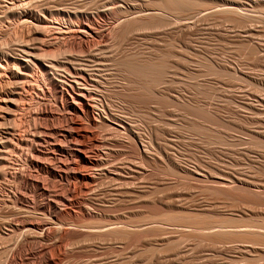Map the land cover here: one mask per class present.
I'll list each match as a JSON object with an SVG mask.
<instances>
[{
	"label": "rangeland",
	"instance_id": "374dc122",
	"mask_svg": "<svg viewBox=\"0 0 264 264\" xmlns=\"http://www.w3.org/2000/svg\"><path fill=\"white\" fill-rule=\"evenodd\" d=\"M184 1L167 7L164 0H0V62L23 56L31 75L17 79L0 70V89L22 93L16 96L21 107L0 120V131L14 134L8 135L13 144L37 134L55 139L69 155L79 150L74 178L61 179L35 172L26 162L27 146L1 152L0 169L8 175L0 177V264L5 258L7 264H264V245L254 241L196 237L210 230L201 226L264 231V201L225 191L252 190L264 200V30L250 24L247 37L246 25L216 17L213 0ZM261 6L256 13L264 14ZM38 21L53 30L27 36L26 27ZM79 21L91 25L96 38L85 46L70 45L62 32ZM127 62L154 67L136 74ZM42 66H48L46 74ZM72 67L91 74L94 109L92 121L83 111L73 116L70 151L60 140L69 130L64 121L69 111L56 100L47 76L72 79ZM39 105L48 111L41 119ZM44 146L37 148L48 152ZM67 153L59 157L65 161ZM14 172L37 174L45 192ZM47 201L59 206L57 216L42 212ZM43 228L48 237L39 235Z\"/></svg>",
	"mask_w": 264,
	"mask_h": 264
},
{
	"label": "bare ground",
	"instance_id": "6f19581e",
	"mask_svg": "<svg viewBox=\"0 0 264 264\" xmlns=\"http://www.w3.org/2000/svg\"><path fill=\"white\" fill-rule=\"evenodd\" d=\"M21 1V0H20ZM23 1V0H22ZM25 1V0H24ZM33 0H30V2H32ZM58 1V0H57ZM208 1V0H207ZM210 1V0H209ZM13 2V1H12ZM17 2V1H16ZM212 8H213V10H212V12L213 13H215V14H217V16L216 17H219V18H221V19H224V18H226L227 16H229V17H231V18H233V19H236L238 22H240V23H242L243 25H246L244 28H243V30H244V32H246L247 34H246V36L248 37V36H251L252 35V26L251 27H247L248 25H256V27L259 29H254L255 31H262V30H264V14H259L258 12L256 13V10L258 9V7H262L261 5H264V0H213L212 1ZM13 5H14V3H12ZM30 4V3H29ZM211 4V3H210ZM18 5V4H17ZM21 5H23L22 4V2H21ZM164 5L165 6H167V7H177V6H184V5H186V2L184 1V0H164ZM25 6V5H24ZM14 7V6H13ZM15 8V7H14ZM27 8V7H26ZM109 8V7H108ZM13 9V8H12ZM264 9V8H263ZM14 10V9H13ZM58 10V9H57ZM110 10V9H109ZM258 10H260L261 11V9H258ZM13 12V11H12ZM262 12V11H261ZM58 13V12H57ZM109 13V12H108ZM14 14V13H13ZM22 14V13H21ZM26 14V13H25ZM24 14V15H25ZM23 15V14H22ZM38 16V15H37ZM27 17V16H26ZM43 17H45V16H43ZM22 18V17H21ZM45 18H47V17H45ZM96 18V17H95ZM31 19V18H30ZM44 19V18H43ZM42 19V20H43ZM26 20V19H25ZM25 20H23V22H25ZM41 20V19H40ZM48 20H50V18L48 19ZM52 20V19H51ZM81 20V19H80ZM4 21V20H3ZM19 21V20H18ZM29 21V20H28ZM27 21V22H28ZM2 22V21H1ZM22 22V23H23ZM26 22V23H27ZM38 22H41V21H38ZM45 22H46V20H45ZM45 22H41V23H37V24H35L34 26H31V25H28L27 27H26V34H27V36H29V35H35L36 34V32H37V30L38 29H41V30H43V32H46V30L48 31L49 29H46V26H48V24L46 25V26H44V23ZM58 23H59V21H57ZM57 23V24H58ZM90 23L93 25L94 24V19H90ZM1 24V23H0ZM29 24V23H28ZM72 24H73V22H72ZM32 25H33V23H32ZM60 25V24H59ZM74 25V24H73ZM50 26V25H49ZM61 26V25H60ZM90 26V27H89ZM39 27V28H38ZM53 27H57V26H54L53 25ZM75 28H70L68 31H62L63 32V34L64 35H66V36H68V38H70V40H71V42L69 41V43H70V45H71V43L72 44H77L78 46H85L84 44H87V43H89V42H92V40L94 39V37H93V33H94V30H92V27H91V25H87L85 22H83V21H79V22H77V23H75V26H74ZM12 28V27H11ZM57 28H61V27H57ZM94 28V27H93ZM263 28V29H262ZM52 29V26H51V28H50V30ZM63 29V28H62ZM95 29V28H94ZM45 30V31H44ZM49 30V31H50ZM53 30V29H52ZM55 30H56V28H55ZM54 30V32H56L57 33V31H55ZM64 30V29H63ZM20 32H21V30H20ZM24 32V31H23ZM22 32V33H23ZM60 32H61V29H60ZM60 32H58V34L60 33ZM98 32V31H97ZM25 33V32H24ZM24 33H23V35H24ZM31 33V34H30ZM48 33V32H47ZM51 33V32H50ZM25 34V35H26ZM98 34V33H97ZM51 35H52V33H51ZM57 35V34H56ZM61 35H62V33H61ZM103 35V34H102ZM102 35H101V37H102ZM243 35V34H242ZM55 36V35H54ZM63 36V35H62ZM61 36V37H62ZM30 37V36H29ZM37 37H39V36H37ZM56 37V36H55ZM98 37H100V36H98ZM27 38V37H26ZM57 38V37H56ZM66 38V37H65ZM65 38H64V40H65ZM67 38V39H68ZM104 38V37H103ZM30 39V38H29ZM28 38H27V40L29 41V42H31V40H29ZM58 40H60L59 38H57ZM67 39L65 40V41H67ZM96 39V38H95ZM94 39V40H95ZM101 39V38H100ZM2 40V39H1ZM0 40V41H1ZM33 40V39H32ZM45 40V39H44ZM57 40V41H58ZM245 40V39H244ZM246 40H247V38H246ZM39 41V40H38ZM56 41V39H55V43L57 42ZM247 41H249V40H247ZM19 42V41H18ZM33 42H36V41H33ZM48 43H49V41H48ZM51 43V42H50ZM68 43V44H69ZM3 44V43H2ZM67 44V43H66ZM94 44V43H93ZM248 44V43H247ZM38 45V44H37ZM41 45V44H40ZM47 45V44H46ZM50 45V44H49ZM53 45V44H52ZM51 45V46H52ZM64 45V44H63ZM97 45V44H96ZM25 46V45H24ZM24 46H23V49H24ZM26 46H27V44H26ZM31 46H33V45H31ZM48 46V45H47ZM28 47H30V45H28ZM27 47V48H28ZM37 47V46H36ZM50 47V46H49ZM64 47V46H63ZM71 47H73V46H71ZM3 48V47H2ZM22 48V47H21ZM43 48V47H42ZM69 48V47H68ZM78 48V47H77ZM1 49V48H0ZM26 49V48H25ZM30 49V48H29ZM31 50V49H30ZM70 50V49H69ZM263 50H264V45H263ZM20 51V50H19ZM36 51H39V50H36ZM44 51V50H43ZM7 52V51H6ZM24 52V51H23ZM25 52H27L26 50H25ZM25 52H24V54H25ZM29 52V51H28ZM42 52V51H41ZM51 53H52V51H50ZM59 52V51H58ZM1 53V52H0ZM61 53V52H60ZM63 53V52H62ZM62 53H61V55H62ZM72 53V52H71ZM79 53V52H78ZM3 54V53H2ZM27 54V53H26ZM25 54V55H26ZM29 54H31V53H29ZM28 54V55H29ZM42 56H44L45 57V53H40ZM99 54V53H98ZM4 55V54H3ZM65 55V54H64ZM32 56V55H31ZM47 56V55H46ZM55 56V55H54ZM21 57V56H20ZM23 57V56H22ZM21 57V58H22ZM33 57V56H32ZM44 57H42L43 59H44ZM2 58V57H1ZM21 58H15V59H11V58H5L4 59V64H1V62H0V70H6V71H8L9 73H10V75H12L14 78H27V77H29V76H31L30 74H29V70H30V64H29V62H28V60H25V59H21ZM42 58L41 59H39V60H41L42 61ZM11 59V60H10ZM95 59V58H94ZM30 60V59H29ZM51 61V60H50ZM49 61V62H50ZM92 61V60H91ZM34 62V61H33ZM47 62V61H46ZM56 62V61H55ZM61 62V61H60ZM65 62V61H64ZM67 62V61H66ZM75 62V61H74ZM98 62V61H97ZM101 62V61H100ZM126 62V61H125ZM9 63H13L15 66H16V69H18L19 71H15V70H13V68L15 69V67H12V66H9L10 64ZM43 63V62H42ZM51 63V62H50ZM49 63V64H50ZM103 63V62H102ZM105 63V62H104ZM103 63V64H104ZM9 64V65H8ZM37 64V63H36ZM48 64V65H49ZM62 64V63H61ZM74 64H76V62L74 63ZM73 64V65H74ZM109 64V63H108ZM124 64V63H123ZM125 64H127V66L128 67H130L131 69L132 68H134V69H132L133 71L135 70V72H136V74H138V73H143V72H148V71H150V69H153L152 67H154V64H152V63H150L149 65H145V64H143V65H140V64H136V65H134V64H132V63H125ZM5 65V66H4ZM54 65H56V64H54ZM53 65V63H52V65L50 64L49 66H51V67H53L54 66ZM72 65V66H73ZM38 67V66H37ZM43 67V66H42ZM48 67V66H47ZM47 67L45 66V67H43V71H45V74L47 73ZM59 66L57 65L56 66V69L58 68ZM63 67H65V66H63ZM12 68V69H11ZM31 68H32V66H31ZM39 68V67H38ZM66 68V67H65ZM93 68V67H92ZM20 69H21V71H20ZM76 69L77 68H70L69 70H71L70 71V73H72L74 76L72 77V79L70 78L69 80L68 79H66V78H62V79H60L61 77H59V80H58V78H53V75L50 77V76H47V82H49L48 84H50L51 85V87H52V89L54 90V96H55V98H56V100H57V98H60V101H61V106H62V108L63 109H67L69 112V115H66L65 114V122L67 123V127L69 128V130H65V133L64 134H61V142H63V143H67V145H68V148H69V150L71 151V149L73 148L72 146H73V144H72V142H73V140L72 139H74V134H72L73 132V128H76V123L74 122V118H73V116L74 115H77V114H80L79 112L80 111H83V114H85L86 115V117H87V119L89 120V121H92L93 120V116H92V110L94 109H92V102H91V100L93 99L92 98V92H91V90H90V88H89V83L91 82V79H89L90 78V75H89V78H88V76L85 74V73H83V71H85V70H83V69H80L81 70V72H79L78 70L76 71ZM79 69V68H78ZM66 70V69H65ZM34 71V70H33ZM53 71V70H52ZM109 71V70H108ZM40 73H41V71H39ZM86 72V71H85ZM1 73L2 72H0V75H1ZM4 73V72H3ZM2 73V74H3ZM40 73H39V75H40ZM43 73V72H42ZM41 73V74H42ZM51 73V72H50ZM49 73V74H50ZM87 73V72H86ZM32 74V73H31ZM68 74V73H67ZM89 74V73H88ZM33 75V74H32ZM61 75V74H60ZM69 75V74H68ZM8 76V75H7ZM70 76H72V75H70ZM69 76V77H70ZM36 77H38V76H36ZM43 77V76H42ZM41 77V78H42ZM66 77V76H65ZM92 77V76H91ZM40 78V79H41ZM46 78V77H45ZM45 78H43V79H45ZM31 79V78H30ZM38 79V78H37ZM93 79V78H92ZM8 80V79H7ZM39 80V79H38ZM6 81V80H5ZM19 81H21V80H19ZM19 81H16V82H18L19 83ZM26 81V80H25ZM30 81V82H29ZM29 81H27V82H29L30 84H31V80H29ZM40 81V80H39ZM93 81H95V80H93ZM98 81V80H97ZM12 82V81H11ZM13 82H15V81H13ZM35 82H36V80H35ZM44 82V81H43ZM47 82H45V83H47ZM21 83V82H20ZM22 83H23V81H22ZM32 83H33V81H32ZM39 83V82H38ZM96 83V82H95ZM9 84V83H8ZM7 84V85H8ZM34 84H37V83H34ZM94 83H92V85H93ZM3 85H4V83H3ZM11 85V84H10ZM38 85V84H37ZM44 85H46V84H44ZM95 85V84H94ZM6 86V85H5ZM30 86H32L33 87V85H30ZM43 86V85H42ZM48 86V85H47ZM12 87H14V85H12ZM17 87V86H16ZM20 87V86H19ZM21 87H23V86H21ZM35 87V86H34ZM39 87V86H38ZM50 87V86H49ZM49 87L47 88V90L49 89ZM50 87V88H51ZM6 87H4L3 89H5ZM9 88V87H8ZM5 89L4 91L3 90H1L0 91V120H5L6 121V119H8L9 120V118L11 117V115H12V113H14V111H15V108H17L18 109V107L20 106V105H18V102L20 101V99H19V101H18V99H17V97L20 95V94H22V93H20L19 91L17 92V91H14V90H10V89ZM18 88V87H17ZM16 88V89H17ZM25 88V87H24ZM24 88H21V92L22 91H24ZM29 88H31V87H29ZM43 88V87H42ZM41 88V89H42ZM33 89V88H32ZM36 89H39V90H41L40 88H36ZM43 90V89H42ZM41 90V91H42ZM99 90V89H98ZM28 92H29V90H28ZM32 92V91H31ZM30 92V93H31ZM50 92V91H49ZM24 93H27V90H26V88H25V91H24ZM34 93H35V91H34ZM41 93V92H40ZM39 93V94H40ZM44 92H42V94H43ZM36 94V93H35ZM37 94H38V92H37ZM36 94V95H37ZM45 94V93H44ZM52 94V93H51ZM50 94V95H51ZM24 95V94H23ZM26 95V94H25ZM29 95V94H28ZM32 96H33V94H31ZM17 96V97H16ZM21 96V95H20ZM31 96V97H32ZM40 96V95H39ZM25 97V96H24ZM27 97H30V95L29 96H27ZM26 97V98H27ZM42 97V95L40 96V98ZM21 98V97H20ZM43 98V97H42ZM41 98V99H42ZM40 99V100H41ZM45 99V98H44ZM26 100H29V98L28 99H26ZM101 100V99H100ZM30 101H33V100H30ZM30 101H27L28 103L30 102ZM38 101V100H37ZM36 100H35V102H37ZM44 101V100H43ZM21 102H22V98H21ZM20 102V103H21ZM25 102V101H24ZM26 102V103H27ZM39 102H41V101H38V103ZM44 102H46V101H44ZM43 102V103H44ZM96 102V101H95ZM21 104H23V103H21ZM29 104H32V103H29ZM37 104V103H36ZM35 103H34V106L36 105ZM47 104H49L48 102H47ZM47 104L45 105V106H47ZM94 104V103H93ZM41 105H42V103H41ZM41 105H39L38 107L36 106V115H37V117L39 116V115H45L46 113H48V111H47V108L43 105V106H41ZM96 105V104H95ZM24 106V104L22 105V107ZM33 106V107H34ZM21 107V106H20ZM19 107V108H20ZM96 107V106H95ZM16 109V110H17ZM60 109V108H59ZM23 110V109H22ZM34 111V110H33ZM16 112V111H15ZM54 112V111H53ZM21 113V112H20ZM63 113V112H62ZM34 114V113H33ZM23 117V116H22ZM46 117V116H45ZM16 118V117H15ZM32 118V117H31ZM39 118H40V116H39ZM13 119V118H12ZM25 119V118H24ZM28 119H30L29 117H28ZM34 119H36V118H34ZM41 119V118H40ZM11 120V119H10ZM44 120V119H43ZM13 121V120H12ZM100 121V120H99ZM103 121V120H102ZM20 122V121H19ZM23 122V121H22ZM36 122V121H35ZM42 122V121H41ZM6 123V122H5ZM4 123V124H5ZM21 123V122H20ZM40 123V122H39ZM65 123V124H66ZM3 124V123H2ZM6 125V124H5ZM108 125V124H107ZM110 125V124H109ZM2 126H4V125H1V127ZM6 126H8V125H6ZM5 127V126H4ZM40 127H42V126H40ZM15 128V127H14ZM112 128V127H111ZM8 129V128H7ZM17 129V128H16ZM21 129V128H20ZM37 129V128H36ZM113 129H115V128H113ZM18 131V130H17ZM13 132V131H12ZM38 132V131H37ZM36 132V133H37ZM41 132V131H40ZM15 134H17L16 132H14ZM27 133V132H26ZM39 133V132H38ZM28 134V133H27ZM34 134V133H33ZM44 134V133H43ZM8 135H11L12 136V138H10V137H8ZM37 135V134H36ZM34 136V137H32V140H29V138L27 139H23V138H17V140H16V142L13 144V142H10V141H12V140H10V139H13V138H15L14 137V134H9V133H7L6 131L4 132V134H3V132H1L0 131V154H1V152H2V155H3V153L6 151V149H8L9 147H11V149L12 150H15V149H18L20 146H27V149L29 148L30 149V155H28V156H26V162L28 163V164H30V166L35 170V172H37V173H41V172H43V174L45 173V174H48V175H51L53 178H58V179H61V178H63V177H73L74 178V176H75V168H74V158H73V156H77L78 154V151H77V149L76 148H73L72 149V152L70 153V155L67 153V151H66V153H67V155L65 156V161H63L59 156L62 154H66L65 153V150L63 149V146H61V144L60 143H57L56 141H55V139H54V141L51 143L49 140H47V139H43V138H41L40 136ZM23 136V135H22ZM21 135H20V137H22ZM28 136V135H27ZM24 137V136H23ZM8 138H10V139H8ZM76 138V137H75ZM30 139H31V137H30ZM75 140V139H74ZM62 143V144H63ZM42 144H44L45 146L47 145H49V151L48 152H45V153H43L45 150H43V152H41L42 151V149H43V147L41 148V151H40V149H38L37 147L39 146V145H41L42 146ZM45 146H44V148H45ZM21 148V147H20ZM48 148V147H47ZM10 150V149H9ZM12 150H10V151H12ZM22 150V149H21ZM68 150V151H69ZM9 151V152H10ZM15 151H17V150H15ZM22 153V152H21ZM22 155V154H21ZM40 156H42L43 158H42V160L43 159H45L44 157H49V159H50V161H51V164H49V166H46L42 161H40V159H39V157ZM16 157V156H15ZM41 158V157H40ZM0 159H2V157H1V155H0ZM3 159H4V157H3ZM22 161V160H21ZM2 162V161H1ZM6 166V165H5ZM29 166V165H28ZM72 166V167H71ZM3 167V166H2ZM4 168L5 167H3V169H0V177H7L6 175H8L7 174V172H6V170H4ZM11 168V167H10ZM24 169V168H23ZM69 169H71V171H70V173H69ZM19 170V169H18ZM17 170V171H18ZM30 170V169H29ZM28 170V171H29ZM34 170H32V172L34 171ZM16 171V172H17ZM25 171V170H24ZM16 172H14V176L15 177H19V178H23L24 179V182H25V184L26 185H32L33 187H34V189L35 190H43L42 189V185H41V183H40V179H39V176H37V174L35 175V176H33V177H31V175L29 174L28 176H26V177H24V176H22V173L21 174H18V173H16ZM31 172V171H30ZM12 173V172H11ZM32 174V173H31ZM11 175H13V174H11ZM41 175V174H40ZM10 176V175H9ZM14 177V178H15ZM13 178V177H12ZM0 179H2V178H0ZM6 180H7V178H5ZM16 179V178H15ZM5 180V181H6ZM40 180V181H39ZM14 181V180H13ZM0 182H1V180H0ZM4 181H2V183H3ZM4 183H6V182H4ZM3 183V184H4ZM9 183V182H8ZM43 183V182H42ZM52 183V182H51ZM7 184V183H6ZM222 184V183H221ZM220 184V185H221ZM224 185V184H223ZM222 185V186H223ZM5 186V185H4ZM56 186V185H55ZM76 186V185H75ZM9 187V186H8ZM16 187V186H15ZM223 187H226V186H223ZM44 188V187H43ZM66 190L67 191H70L71 190V185H67L66 187ZM226 189V188H225ZM231 189V188H230ZM240 189V188H239ZM241 191L243 190V189H240ZM2 191V190H1ZM16 191V190H15ZM44 191V190H43ZM74 191V190H73ZM221 191V190H220ZM224 191V190H223ZM225 191H227L226 193L228 194V195H233V196H238V198L239 197H242L243 199H248V200H256V199H258V201H264L263 199H261V197H259L260 195H258V193H255V194H251L250 192L252 191H246V192H242L243 194H241V191L240 192H234L233 190H232V192L231 191H229V190H225ZM229 191V192H228ZM17 192V191H16ZM45 192V191H44ZM255 192V191H254ZM253 192V193H254ZM12 193H14V192H12ZM74 193V192H73ZM240 193V194H239ZM0 194H1V192H0ZM9 195V194H8ZM7 195V196H8ZM14 195H16V194H14ZM56 195V194H55ZM10 196V195H9ZM4 197V196H3ZM12 197V196H11ZM10 197V198H11ZM15 197V196H14ZM2 198V197H1ZM7 198V197H6ZM17 198H18V196H17ZM4 199V198H3ZM15 199H16V197H15ZM71 199V198H70ZM11 199H9V201H10ZM18 200V199H17ZM0 201L1 202H3L1 199H0ZM8 201V200H7ZM15 201V200H14ZM56 201V203H57V200H55ZM257 201V200H256ZM12 202H13V200H12ZM17 202V201H16ZM15 202V203H16ZM59 202V201H58ZM42 203H44V202H42ZM46 203V202H45ZM5 204H7V203H5ZM64 204V203H63ZM15 205V204H14ZM35 209H36V207H34ZM39 208V207H38ZM41 210H42V212L43 213H46L47 214V216L49 215V216H54V215H58V211H59V206H57L54 202H52V201H47V203L45 204V205H41ZM41 212V213H42ZM185 212V211H184ZM181 214V213H180ZM182 214H183V212H182ZM185 214V213H184ZM56 215V216H57ZM169 215H171V214H169ZM182 216V215H181ZM187 216V215H186ZM185 216V217H186ZM190 217L192 216V215H189ZM194 216V215H193ZM42 217V216H41ZM170 217V216H169ZM174 217V216H173ZM184 217V216H183ZM51 218V217H50ZM180 218V217H179ZM189 218V217H188ZM195 218V217H194ZM48 218H46V220H47ZM52 219V218H51ZM181 219V218H180ZM184 219V218H183ZM199 219V218H198ZM226 219V218H225ZM228 219V218H227ZM48 220H50V219H48ZM53 220H54V218H53ZM148 220H150V219H148ZM189 220V219H188ZM200 220V219H199ZM198 220V221H199ZM217 220V219H216ZM7 221V220H6ZM58 221V220H57ZM57 221H56V223H57ZM179 221V220H178ZM184 221V220H183ZM190 221V220H189ZM204 221V220H203ZM51 222H53V221H51ZM188 222V221H187ZM186 222V223H187ZM199 222H201V221H199ZM205 222V221H204ZM204 222H203V224H204ZM231 223H232V221H230ZM46 223H47V221H46ZM55 223V222H54ZM55 223V224H56ZM184 223V222H183ZM40 224V223H39ZM60 224V223H59ZM198 224H200V223H198ZM240 224V223H239ZM43 225V224H42ZM52 225V224H51ZM61 226H62V224H60ZM226 225V224H225ZM228 225V224H227ZM226 225V226H227ZM60 226V227H61ZM199 226V225H198ZM206 226V225H205ZM219 226V229H216V227L215 228H213V229H211L212 227H203V226H201L202 228H204V229H210V230H208L207 232L205 231H203V233H202V231H200L201 233L200 234H198L197 235V233H194L195 235H197L196 237H201V238H203V239H205V237H207V239L209 238V239H211V240H215V241H231V240H233V241H235V240H237V239H240V240H242V243H243V240L244 241H246V242H248V241H250V242H256V243H258L259 245L261 244L262 246L264 245V231H261V229H260V231H252L251 229H249V228H247V230L245 229V231H241V230H237V229H235V228H233L234 227V225L232 224V226H231V228L232 229H226V228H224V226L223 225H218ZM221 226H223V229H222V227ZM229 226V225H228ZM238 227H239V225H237ZM254 226V225H253ZM48 227V226H47ZM52 227V226H51ZM56 227V226H55ZM59 227V226H58ZM190 227V226H189ZM221 227V228H220ZM249 227V226H248ZM38 228V227H37ZM57 228V227H56ZM218 228V227H217ZM29 229H30V231H31V233H35V235H36V232H35V230L32 232V230H31V228L29 227ZM36 229V228H35ZM38 229H40V228H38ZM48 229H49V227H48ZM47 228H43L42 229V231L39 233V235L40 236H46V237H48L46 234H47V230H48ZM51 229V228H50ZM59 229V228H58ZM58 229H57V231H58ZM122 229V228H121ZM124 229V228H123ZM122 229V230H123ZM126 229V228H125ZM12 230V229H11ZM25 230H26V228H25ZM117 230H120V229H116V231ZM202 230V229H201ZM263 230H264V227H263ZM13 231V230H12ZM29 231V230H28ZM115 231V232H116ZM126 232H128L127 231V229L125 230ZM38 232V231H37ZM49 232V231H48ZM121 232V231H120ZM27 233V232H26ZM30 233V232H29ZM28 233V234H29ZM118 234H120L119 232H117ZM122 233V232H121ZM199 233V232H198ZM49 234V233H48ZM34 235V234H33ZM32 235V236H33ZM35 235H34V237H35ZM38 235V234H37ZM36 235V236H37ZM39 237V236H38ZM208 239V240H209ZM239 242V241H238ZM253 242V243H254ZM216 243V242H215ZM222 243V242H221ZM230 243V242H229ZM255 244V243H254ZM260 245V246H261ZM17 248V247H16ZM19 249V248H18ZM22 249V248H21ZM17 252V251H16ZM18 254V253H17ZM42 254V253H41ZM10 255H11V253H10ZM14 256V255H13ZM7 257H9V256H7ZM13 258V257H12ZM14 259V258H13ZM12 260V259H11ZM4 261H6V258H5V260ZM3 261V262H4ZM8 261V260H7ZM6 261V263L5 264H7L8 262ZM16 261V260H15ZM2 262V264H4ZM33 262V261H32ZM35 262V261H34ZM34 262L32 263V264H34ZM17 263V262H16ZM29 263H30V261H29ZM15 264V263H14Z\"/></svg>",
	"mask_w": 264,
	"mask_h": 264
}]
</instances>
